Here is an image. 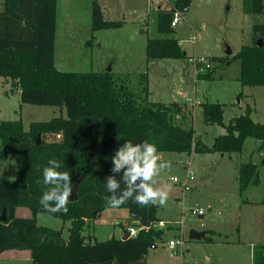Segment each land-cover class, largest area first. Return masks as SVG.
Here are the masks:
<instances>
[{
    "label": "trees",
    "instance_id": "16d2710c",
    "mask_svg": "<svg viewBox=\"0 0 264 264\" xmlns=\"http://www.w3.org/2000/svg\"><path fill=\"white\" fill-rule=\"evenodd\" d=\"M190 1L170 0L171 6L156 9L157 31L162 36L147 38L148 60L186 58L172 36L170 22L174 9L188 8ZM241 1L244 13L264 11L263 0ZM56 21V0H3L0 78L9 80L18 90L21 104L59 107L66 116L30 122L27 130L20 119L0 122V158L10 155L17 169L16 179H0V215L5 210V220H0V253L29 251L32 264H146L147 252L155 241L162 239L163 230L145 229L151 221L160 222L156 217L157 206L134 203L136 193L117 208L126 209L138 222L141 228L135 236L98 242L82 234L88 219H95L109 209L106 197L111 193L106 191L105 183L113 175L115 151L126 141L133 144L147 141L156 145L158 153L187 157L193 153L232 154L240 153L248 138L257 140L260 150L264 148V124L251 119L248 106L230 124H224L222 104L201 103L203 121L224 128L207 146L196 138L192 126L183 127L192 118L184 103L147 101L145 73L140 76L145 95L140 102L133 90L118 83L110 71H59L54 58ZM118 26L119 22L105 21L98 3L92 2L91 30ZM252 33L254 41L241 46L234 56L240 64L238 80L241 86H264V25L254 24ZM211 70L197 73V80L211 79ZM53 158L62 164L58 171H67L73 184L84 176L77 187V199L68 203L66 215L49 213L40 204L47 190L42 186V172ZM115 175L122 181L123 171ZM237 179L239 193L258 185L257 166L250 161L240 163ZM37 180L41 183L37 184ZM119 194L118 191L116 195ZM17 208L27 209L30 216L17 217ZM40 212L69 221L67 236L63 237L61 229L37 225L35 217ZM202 240L212 242L207 235ZM257 264H264V254L258 257Z\"/></svg>",
    "mask_w": 264,
    "mask_h": 264
},
{
    "label": "rangeland",
    "instance_id": "374dc122",
    "mask_svg": "<svg viewBox=\"0 0 264 264\" xmlns=\"http://www.w3.org/2000/svg\"><path fill=\"white\" fill-rule=\"evenodd\" d=\"M56 1L54 58L59 71L110 70L118 83L133 90L138 101L145 97L144 83L140 80L145 73L147 101L184 103L191 110L192 118L183 127L192 126L196 138L207 146L224 129L203 121L201 103L222 104L223 120L243 114L248 106L251 119L264 124V86H241L238 80L240 64L234 57L241 46L254 41L252 28L254 24L264 25V11L244 13L241 0H191L188 8H176L181 19L172 34L178 43L180 41L186 58L148 60L145 56L147 38L162 36L157 31L154 11L158 4L150 0ZM93 1L100 6L105 21H116L120 26L91 30ZM157 3L162 2L157 0ZM1 11L3 0H0ZM66 20L71 23L66 24ZM144 22L147 25H141ZM226 48L232 51L229 59ZM199 56L205 57L210 64L206 70L212 69L209 80H197L194 74L193 64ZM212 57L221 60L213 62ZM60 115L65 117L66 113L59 107L21 104L17 89L9 80L0 78V122L20 119L23 129L27 130L30 122L48 121ZM258 144L257 140L248 138L240 153L224 156L193 153L187 157L171 152L161 155V161L170 162L171 169L161 172L156 187L168 190L170 186V191L166 206L156 209V217L163 224L151 221L145 228L163 230L162 239L149 248L146 264H257L258 257L264 254V204L261 203L264 198V148L259 150ZM248 161L257 166L259 184L239 193L238 164ZM188 170L194 179L187 181L185 188L180 183ZM16 177L14 159L10 155L0 158V179L14 180ZM173 177L179 183H174ZM198 209L204 211L202 219L193 212ZM18 216L29 217L30 213L20 208ZM98 216L88 219L82 232L90 241L120 239L128 227L139 230L138 222L126 209H106ZM35 219L37 225L61 229L63 237L67 236L69 221L42 212L37 213ZM190 230L206 231L213 241L190 240ZM177 234L184 245L176 248V254L170 257L168 241L174 240ZM254 245H259V250L255 248L254 252ZM0 264L32 262L29 253V259H2Z\"/></svg>",
    "mask_w": 264,
    "mask_h": 264
},
{
    "label": "clouds",
    "instance_id": "9594fccd",
    "mask_svg": "<svg viewBox=\"0 0 264 264\" xmlns=\"http://www.w3.org/2000/svg\"><path fill=\"white\" fill-rule=\"evenodd\" d=\"M112 165L113 175L108 176L105 183L106 191L111 193L106 197L109 209H117L129 199H133V193H136L133 202L141 206H166L170 186L165 190L157 188L156 185L159 183L161 172L171 169V163L161 161L155 144L147 141L133 144L131 141H126L115 151ZM61 167L62 164L58 160L54 158L48 160V166L42 172V186L47 190L43 192L40 204L49 213L63 212L66 215L74 185L67 171H58ZM121 171H123L122 181H118L115 174ZM121 182L124 184L123 190H121ZM36 183L40 184L41 181L37 180ZM118 191L120 194L116 195ZM175 244V241L171 242L173 247Z\"/></svg>",
    "mask_w": 264,
    "mask_h": 264
},
{
    "label": "built area",
    "instance_id": "2783aa9c",
    "mask_svg": "<svg viewBox=\"0 0 264 264\" xmlns=\"http://www.w3.org/2000/svg\"><path fill=\"white\" fill-rule=\"evenodd\" d=\"M154 5L155 4H158V6H156V9L157 8H159V7H161L162 6V4H164L165 6H171L170 4V0H159V1H161L162 3H157V0H150ZM164 6V7H165ZM180 19H181V16L178 14V12H177V9H174V12H173V16H172V19H171V22H170V27H172V28H174V27H176V25L178 24V22L180 21ZM193 66H194V74L196 75L197 73H203L204 71H206L209 67H210V64H209V62L205 59V57H203V56H199V57H197V59H196V61L194 62V64H193ZM58 137V136H57ZM194 179V177H193V174H192V172L190 171V170H188L187 171V173H186V175H185V177H184V180L180 183L181 185H183L185 188H187V181H189V180H193ZM172 181L174 182V183H179L176 179H172ZM193 212H195L196 214H198L199 216L200 215H204V211L202 210V209H198V210H195V211H193ZM134 221H136V220H134ZM137 222V221H136ZM160 225H162L163 224V222L162 221H160V222H158ZM141 227H139V229H140ZM126 232L128 233V236L130 237V236H135L136 234H137V228H134V227H128L127 229H126ZM172 241H175L176 242V244H175V246L173 247L172 245H171V242ZM183 245H184V241H183V239L179 236V234H177V236L174 238V240H169L168 241V248H169V250L171 251L170 252V254H169V256L170 257H173L175 254H176V252L174 251L176 248H178V247H180V248H182L183 247ZM181 254H183V252H182V249H181Z\"/></svg>",
    "mask_w": 264,
    "mask_h": 264
},
{
    "label": "crops",
    "instance_id": "0c3cea01",
    "mask_svg": "<svg viewBox=\"0 0 264 264\" xmlns=\"http://www.w3.org/2000/svg\"><path fill=\"white\" fill-rule=\"evenodd\" d=\"M155 11V14H156V9L154 10ZM67 12V11H66ZM66 18L68 17V14L65 16ZM71 23V21L69 20H66V24H70ZM141 25H147L145 22H144V24L142 23ZM174 31H175V27H174V29H173ZM160 37V36H159ZM179 44H180V41H179ZM186 53V52H185ZM231 54H232V51H231ZM179 71V70H178ZM18 91V90H17ZM176 102V101H175ZM233 117L232 116H229L226 120H223V123L224 124H229V122H231V119H232ZM224 129V128H223ZM219 134H217V136H218ZM246 141V140H245ZM245 143V142H244ZM257 146H259V144L257 145ZM162 154H164V153H159V155H160V157H161V155ZM225 154H222V156H224ZM8 156V155H7ZM162 158V157H161ZM240 163H242V162H240ZM240 163L238 164V167H239V165H240ZM184 169H186V168H184ZM188 198H190V196L188 197ZM262 203V202H261ZM262 204H264V203H262ZM208 206V205H207ZM208 208H209V206H208ZM20 208H17L16 209V216L17 217H19L18 216V210H19ZM97 217H99V216H97ZM204 217V215H198V219H202ZM126 231H124L123 232V235H124V233H125ZM207 235V234H206ZM123 237V236H122ZM121 237V238H122ZM212 241H213V239H212ZM216 243V242H215ZM257 245H254L253 247H254V252H255V248H256V250H258L257 248L259 247V245H258V247H256ZM169 249V248H168ZM22 253H24L25 255H22ZM19 254H21L20 256H19ZM24 258H28L29 259V251H17V250H9V251H4V252H2V253H0V260H2V259H24Z\"/></svg>",
    "mask_w": 264,
    "mask_h": 264
},
{
    "label": "water",
    "instance_id": "95a60500",
    "mask_svg": "<svg viewBox=\"0 0 264 264\" xmlns=\"http://www.w3.org/2000/svg\"><path fill=\"white\" fill-rule=\"evenodd\" d=\"M257 44L260 45V41H257ZM226 55L229 56L231 55V50L229 48H226ZM110 70H108L109 72ZM230 124V122H229ZM37 140H38V137H37ZM84 176L80 177L79 179H77L75 181V183L73 184L74 185V190H73V193L72 195L70 196V201H75L77 199V194H76V191H77V187L79 185V183L81 182V180L83 179ZM139 183V182H138ZM0 220L1 221H4L5 220V210L3 209L2 212H1V215H0ZM206 236V231H196V230H190L189 231V234H188V238L190 240H193V241H198V240H202L204 237ZM128 233L125 232L124 235H123V239H126L128 238ZM153 247V245L151 246Z\"/></svg>",
    "mask_w": 264,
    "mask_h": 264
}]
</instances>
